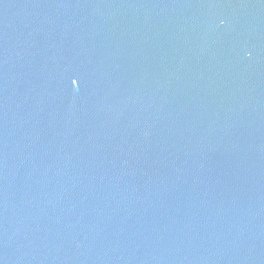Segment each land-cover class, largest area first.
Here are the masks:
<instances>
[{"label":"water","instance_id":"1","mask_svg":"<svg viewBox=\"0 0 264 264\" xmlns=\"http://www.w3.org/2000/svg\"><path fill=\"white\" fill-rule=\"evenodd\" d=\"M0 264H264V0H0Z\"/></svg>","mask_w":264,"mask_h":264},{"label":"snow or ice","instance_id":"2","mask_svg":"<svg viewBox=\"0 0 264 264\" xmlns=\"http://www.w3.org/2000/svg\"><path fill=\"white\" fill-rule=\"evenodd\" d=\"M220 23H223V20H221Z\"/></svg>","mask_w":264,"mask_h":264}]
</instances>
